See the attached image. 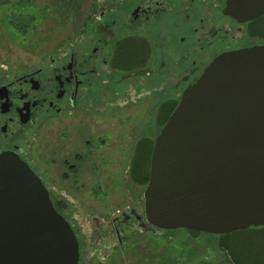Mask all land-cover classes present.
<instances>
[{"label": "flooded vegetation", "instance_id": "1", "mask_svg": "<svg viewBox=\"0 0 264 264\" xmlns=\"http://www.w3.org/2000/svg\"><path fill=\"white\" fill-rule=\"evenodd\" d=\"M227 1L98 0L76 40L64 38L63 47L42 60L44 68L16 73L0 63V154L13 153L24 161L52 200L56 188L42 176L57 172V165L78 174L85 161L88 174H99L107 161H96L94 148H103L104 156L116 164L120 142L129 159L125 172H132L138 144L147 145L151 114L157 126L166 123L184 91L216 57L264 45V14L239 22L225 13ZM200 2L205 5L193 21L192 11ZM214 9L220 11V22L213 18ZM168 90L173 96L163 100ZM121 113L131 127L141 128L117 142ZM62 140L72 150L66 160ZM61 196L65 201V194ZM143 206L132 204L106 223L90 219L96 230L105 229L103 248L111 249L110 254L126 252L131 237L140 240L144 233L160 231L147 225ZM68 223L78 243V264H88L86 224L78 229ZM109 253L97 264H111Z\"/></svg>", "mask_w": 264, "mask_h": 264}, {"label": "water", "instance_id": "2", "mask_svg": "<svg viewBox=\"0 0 264 264\" xmlns=\"http://www.w3.org/2000/svg\"><path fill=\"white\" fill-rule=\"evenodd\" d=\"M239 22L264 0H228ZM151 229L222 236L264 227V45L216 57L156 137L143 192ZM69 223L39 177L0 154V264H78Z\"/></svg>", "mask_w": 264, "mask_h": 264}, {"label": "rangeland", "instance_id": "3", "mask_svg": "<svg viewBox=\"0 0 264 264\" xmlns=\"http://www.w3.org/2000/svg\"><path fill=\"white\" fill-rule=\"evenodd\" d=\"M97 1L76 0L78 15L76 16L77 22L74 23L65 17V7L62 5V0H0V7H2L0 9V28L3 27L1 21L5 22V18L3 20L1 16L6 15L8 12L7 6L11 8L10 4L14 5L12 9L15 10V13L18 12V9L19 11H26L24 7H20L21 4L36 6L37 8L34 7L36 11H40L39 15L28 16L27 32L29 36L25 41L17 37L6 25H4V30L0 29V63L5 64L10 71L16 73L31 72L44 68L42 60L53 54L56 48H62L66 39H70L71 42L76 40L80 25L84 22L85 17H88V13H91L92 9L98 5ZM99 1L108 3L112 0ZM223 2L224 0H213L214 4H222ZM204 5L202 2L199 5L196 4L197 8L192 11L193 21L200 16V10L203 9ZM46 6L48 7L47 11ZM213 12V18L216 22H220V11L219 14L216 9ZM15 19L19 20L16 17ZM172 96L168 90L163 100H168ZM150 101L153 102V99L151 98ZM127 113L130 112L127 111ZM126 118L127 116L122 113L118 117L117 142L121 139L126 141L128 139L125 137L126 135H133L140 131L141 127L136 125L131 127L126 122ZM161 128V126L155 124L153 114H151L147 122L146 135L149 136L147 139L153 142ZM61 142V151L63 152L61 155L66 160L69 156V154L66 156L67 152L71 153L72 150L69 149L70 147L65 140ZM117 145L116 164L109 162L112 158L108 159V156H104L103 148H94L96 161L98 160L100 163L107 161L106 165H100L101 172L99 174H88L89 162L85 161L82 163V169L78 174L73 175L57 165L54 168L57 169V172L52 170V174L42 176L44 181L56 188L53 193L54 199L51 200L54 205L60 204L64 207L59 213L78 229L86 224V229L84 228L83 232L87 236V243H89L85 250V258L88 264H91L92 260L94 264H97V261H102L105 252H112L111 249L103 248L107 235L105 229L96 230L94 222H90V219L97 218L101 223H106L111 221L114 216L124 212L130 205L140 204L142 206L143 204L142 193L146 186L136 185L131 180L129 173L125 172L129 159L122 152V144L119 142ZM47 166L51 167L50 165ZM63 171L65 172V181L62 179ZM60 194H65V201ZM171 232L160 234L154 232L156 235L154 233H144L140 240L131 237L130 242L126 245L128 248L126 252L116 253L115 255L112 254L113 252L112 255L109 253L111 255L109 263L232 264L230 257L226 253L220 252L212 240H209L206 236L207 234L197 235L181 229ZM241 239L248 245L245 249L243 248L246 258H251L250 245H252V254H257L260 260H264V234L251 232ZM106 262L108 263V261Z\"/></svg>", "mask_w": 264, "mask_h": 264}, {"label": "trees", "instance_id": "4", "mask_svg": "<svg viewBox=\"0 0 264 264\" xmlns=\"http://www.w3.org/2000/svg\"><path fill=\"white\" fill-rule=\"evenodd\" d=\"M62 5L65 7V17L71 20L72 22H77L76 16L78 15V5L76 0H62ZM11 8L8 7V12L5 16H1V19L5 22L1 21V24H3V27L0 28L1 30H4V25H6L7 28H10L13 33L17 35L22 41H25L28 39V32H27V25H28V16H36L39 15L40 11H36V6L31 5H24L21 4V8H25L23 11H19L15 13V10L12 9L13 4H10ZM30 6V7H28ZM35 7V8H34ZM2 7H0L1 9ZM46 11L48 10V7L46 6ZM16 18H19V20H16ZM263 19V26L260 33L261 39L264 40V17ZM8 32V31H7ZM165 121L161 122L159 126L163 127V124ZM147 142L146 144L139 143L137 147V158L134 159L132 172L129 173L131 180L136 185H147L148 178H149V165H150V158L152 154V149L154 145V141L150 140H144ZM55 210L59 213L61 209L64 207L60 206V204L54 205ZM160 230V229H159ZM182 230V229H181ZM189 233H196L197 235L203 234L196 231H189L186 230ZM172 233L171 231H165L160 230L156 234L160 233ZM262 233L264 234V227L262 228H250L243 231H237L230 234L222 235V236H215V235H206L209 240H212L213 244L216 245L218 250L220 252L226 253L228 257H230V261L232 264H264V260H260L259 256L257 254H252L253 248L251 246L250 250V256L251 258L248 259L244 256V249L248 247L247 243L243 239H241L243 236L249 234V233ZM154 234V235H156ZM237 237V238H236ZM241 240H240V239ZM244 248V249H243Z\"/></svg>", "mask_w": 264, "mask_h": 264}]
</instances>
